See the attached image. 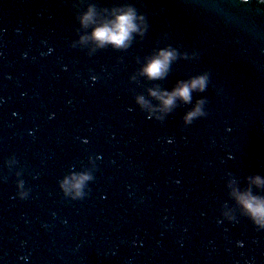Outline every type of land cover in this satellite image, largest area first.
<instances>
[{
    "label": "water",
    "instance_id": "obj_1",
    "mask_svg": "<svg viewBox=\"0 0 264 264\" xmlns=\"http://www.w3.org/2000/svg\"><path fill=\"white\" fill-rule=\"evenodd\" d=\"M129 10L126 45L97 46ZM162 51L175 58L150 79ZM203 73L157 121L150 93ZM81 174L86 197L65 199L59 181ZM244 193L264 198V0H0V264H264Z\"/></svg>",
    "mask_w": 264,
    "mask_h": 264
},
{
    "label": "clouds",
    "instance_id": "obj_2",
    "mask_svg": "<svg viewBox=\"0 0 264 264\" xmlns=\"http://www.w3.org/2000/svg\"><path fill=\"white\" fill-rule=\"evenodd\" d=\"M135 14L129 10V12L120 15L111 24H105L101 27H97L91 36V39L96 42L97 46L103 47L105 44H111L116 48H122L126 45V42L131 38V33L136 31V24L134 23ZM81 25L87 27L92 23L91 10L80 21ZM89 39L88 37H81V42ZM175 58L173 51H162L159 57L152 60L151 63L144 69V73L150 79L162 78L168 70L169 63ZM209 84V74L203 73L190 80V82H180L174 88L173 91L157 93L155 91L150 94L161 101V111L164 115L157 117V121L163 122L167 114L171 113L176 106V101L179 99L184 104H189L192 101V93H204ZM138 103L145 104L143 98L138 99ZM206 99H197L195 107L188 111L183 117L184 126L191 125L195 120L204 118L208 115L205 111ZM152 119L151 116L147 117ZM93 174H81L72 175L71 177H65L62 181H59V188L65 199L71 201L83 200L86 195V187L89 181H93ZM254 183L260 185L262 181L259 177H256ZM24 181L21 180L17 183V196L20 200L28 198L29 191H21L24 189ZM237 204L242 209L239 217L247 218L257 231H264V198L253 197L250 193L236 194ZM224 219L229 223L238 222V217L223 214Z\"/></svg>",
    "mask_w": 264,
    "mask_h": 264
}]
</instances>
